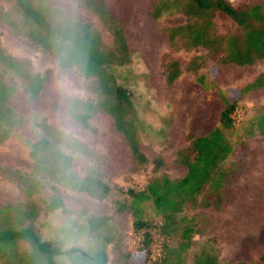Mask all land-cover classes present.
<instances>
[{
  "label": "rangeland",
  "instance_id": "374dc122",
  "mask_svg": "<svg viewBox=\"0 0 264 264\" xmlns=\"http://www.w3.org/2000/svg\"><path fill=\"white\" fill-rule=\"evenodd\" d=\"M29 1L33 7L44 10L48 19L54 24H64L66 27L69 25L68 23L77 22L88 26H97L103 37L102 49H118L113 42H110V37L113 38V33L120 27L102 13L98 0L90 1L93 12L98 14L95 15L96 18L83 10L80 12L76 5L65 0H50L48 2L51 5L59 4L58 7H53L59 12L54 9L48 10L46 0ZM226 1L233 7L258 4L264 14V0ZM77 5L79 4L77 3ZM61 10L75 17H63ZM99 12L102 14L99 15ZM64 18L68 23L64 21ZM100 18L104 21V26L111 32V36L110 32L98 21ZM150 18H152L150 25L156 22L162 34L160 39L164 41L168 28L183 26L190 21L201 23L204 18L210 20L211 29H215L218 34L228 35L236 32V25L229 17L212 11L198 15L194 12V6L190 0H158L157 6L150 12ZM22 20L23 18L12 0H0V46L5 52L12 55L29 58L33 71L40 72L45 68L51 69L44 93L56 97L59 102L73 97L91 101L99 99L95 90V80L81 77L76 69L72 73L75 93L70 97L61 93L57 87L58 70L70 68H58L56 60L48 52L42 50L39 45L31 43L26 36L21 34L24 30ZM127 26L129 25L127 24ZM131 34L134 38L132 42L137 43L135 38L138 33L132 32ZM186 36L185 32L179 35L181 38ZM165 43V50L158 54L153 63H141L139 58L134 56L133 51L128 50L125 53L123 65L110 64L107 67V71L113 76L115 83L127 92V99L135 116L134 123L123 122L122 119H119L114 126L108 114L98 111L89 120L94 129L92 132L67 115L63 104L58 108L49 107L51 99L47 105L45 104L46 99L35 103V110L40 113V116L50 127L61 131L64 120L70 119L76 129L73 139L83 144V149L77 150L80 161L75 163V167L78 170H83L81 161H84L88 169L93 170L107 184L109 191L103 198L96 199L85 192L66 189L54 180L44 178L40 180L41 188L38 193L33 194L30 198L24 197L12 178L14 175H10V173H13L14 170L22 173L23 170L29 168L30 163L22 153L23 149L29 147V140L24 134L12 133L3 122H0V205L24 206L29 203L35 205L39 208V215L33 220L32 228L38 233L40 232L41 238L62 241L65 246L77 245L80 243L82 234L86 231L84 229L86 227L83 228V225L88 220L89 226H92L88 227L87 231L93 230V233L97 234L94 237L99 241H102L104 237H109L112 233L108 219L104 216L91 215L90 206L102 212H109L112 209L113 213L125 216L122 217V222L126 224L128 223L126 213H130L127 190L140 189L151 177L161 174L173 179L178 178L176 176H180L182 171L177 166L175 151L188 147L190 141L186 128L188 117L183 110V105L179 102L178 84L180 78L187 80L194 74L207 73L208 68L215 67L217 74L214 81L212 80L213 84H210V88L222 89L241 86L247 82V79L264 70V57L250 65L222 64L220 63L221 51H212L201 47L184 50L183 40L180 39L176 41L175 48L168 46L167 39ZM118 61H120V57L115 55L112 63ZM175 66L180 68L179 78L169 82L165 78V70L172 71ZM0 75L11 82L19 92H25L24 83L6 71L2 65H0ZM22 94H18L16 105H18V110L25 114L32 104H29ZM258 96L259 99L263 98L262 102L258 101ZM247 97L237 103V106L242 105L244 108L243 123L222 129V133L228 140L236 141L235 146L239 150L241 149L243 156L240 160H236L235 157L232 159L229 156L222 163L221 169L225 182L219 194L215 196L216 193L207 188L199 193L194 203H185L178 214V218L184 217L179 225L186 224L189 230L190 242L188 246L178 249L176 238L165 237L159 228L161 220L159 217H153V213L148 207H145L139 215L138 219L143 221L145 226L135 232L132 229L129 235L132 244L135 245L134 237L137 234L142 236L140 243L144 241V230L148 227L155 229H152L154 232L151 235L149 254L155 253L158 246L157 240L160 236L168 239L159 246L161 258L159 260L149 258L145 264H167L164 261L165 258L172 261L173 264H195V259L200 251H206L214 259V264H242L239 259L235 258L241 238L245 235H257L264 224V152L262 149L264 148V139L251 138L246 136L245 132L243 133L250 118L264 106V91L252 92ZM113 108L117 113V107L113 106ZM37 122L34 119H29L33 130L41 135ZM124 137L137 143L146 157V162L143 165H135ZM9 143L13 145L8 147ZM57 145L62 147L65 152L69 151L75 154L73 145L66 146L65 142L61 141ZM156 159L161 161V165L157 169L153 168V161ZM54 196L62 200V206L52 211H45V202ZM143 204L147 205L146 202ZM66 215L67 227L63 234L61 232L63 236L59 238L58 232L50 231L49 228L61 225ZM132 220L131 216V226ZM73 227H76L77 234L66 241L65 236L69 235L70 231L74 232ZM85 252L82 253L86 254ZM75 255L78 253L71 256ZM126 256V252H120L119 264L128 263ZM68 259L70 264L80 262L77 261V258L75 260L66 256L56 257L55 261L57 264H67Z\"/></svg>",
  "mask_w": 264,
  "mask_h": 264
},
{
  "label": "trees",
  "instance_id": "16d2710c",
  "mask_svg": "<svg viewBox=\"0 0 264 264\" xmlns=\"http://www.w3.org/2000/svg\"><path fill=\"white\" fill-rule=\"evenodd\" d=\"M12 2L23 18L24 30L21 34L31 43L39 45L42 50L48 52L56 60L58 68L74 67L81 77L94 79L99 99L91 101L73 97L59 102L56 97L44 93L50 68L40 72L33 71L29 58L12 55L0 46V65L20 79L26 89L25 92H19L11 82L0 75V122H3L12 133L24 134L29 140V147L22 150L24 157L30 163L29 168L22 173L14 170L10 175H14L15 178H12L26 198L40 191V180L44 178L54 180L66 189L82 191L91 197L101 199L109 191L107 184L93 170H89L84 161H81L83 170L75 167V163L80 161L77 150L83 149V144L73 138L65 137L58 129L48 126L40 113L35 110V103L46 99L47 105L51 99L49 107L58 108L63 104L67 115L92 132L94 129L89 120L98 111L108 114L114 126L119 119L134 123L135 116L127 99V92L115 83L113 76L107 71L110 64L125 63L124 56L128 48L122 30L118 28L113 33L112 42L118 49L103 50L98 33L87 24L77 22L70 24L64 18L69 25L66 27L64 24L57 25L48 19L44 10L33 7L29 0H12ZM190 2L198 15L212 11L229 17L236 25V32L228 35L218 34L215 29H211V22L207 18L201 23L190 21L183 26H174L166 30V39L170 48H175L176 41L180 39L183 40L184 50L201 47L221 51L222 64L249 65L264 57V14L258 4L233 7L226 0H190ZM46 5L48 10L54 9ZM102 13L99 12V15ZM182 32L187 36L179 37ZM65 42L71 43V50L66 56H61L63 51L61 45ZM115 55L120 57V61L112 63ZM177 73L178 66L173 67L172 71L165 70L166 80L171 81ZM262 83H264V72L241 88L224 92L213 91L207 103L210 107L209 112L213 111L217 115L216 123H204L202 120L198 122L197 118H205L202 110L191 112L187 109L191 118L188 131L189 146L175 151L176 163L185 166L186 173L176 179L164 174L153 176L142 188L126 191L134 232L145 226L138 217L144 208L148 207L153 217H159L161 220L159 228L165 237L176 238L178 249L188 246L189 230L186 224L179 225L184 217L178 218V214L185 203L191 204L196 201L204 184L216 193L215 196L219 194L225 182L222 163L229 156L232 159L235 157L236 160H240L243 156L241 149L234 148L236 141L228 140L222 129H228L233 125L229 116L237 106L236 98ZM18 94H22L29 104H32L25 114L19 111L16 105ZM113 106L117 107V113ZM29 119L38 121L37 126L41 135L33 130ZM254 121L255 117L250 119L243 133L245 132L248 137L256 133L264 135V114L259 117L258 123ZM124 138L135 165H143L146 157L137 143L129 141L130 136ZM60 141L65 142L66 146L73 145L75 154L60 148L57 145ZM7 145L9 147L13 144ZM160 165L159 159L153 161V168L157 169ZM144 202L147 205H144ZM44 205L45 211H52L62 206V200L54 196ZM38 215L39 208L31 203L24 206L0 205V264H57L56 256L77 250L75 247L62 249L57 243L41 238L32 228L33 220ZM152 229L154 227L145 228L144 241L132 253L134 263L145 264L149 259V244L155 230ZM235 258L242 264H264V224L257 235H245L241 238ZM164 261L173 264L167 258ZM195 264H214V259L206 251H200Z\"/></svg>",
  "mask_w": 264,
  "mask_h": 264
},
{
  "label": "crops",
  "instance_id": "0c3cea01",
  "mask_svg": "<svg viewBox=\"0 0 264 264\" xmlns=\"http://www.w3.org/2000/svg\"><path fill=\"white\" fill-rule=\"evenodd\" d=\"M46 1L47 4L51 7L59 6V4L58 5L49 4L48 2L50 0H46ZM65 1L76 5L80 10V12H82L83 10L89 13L90 15L93 16L98 15L93 12L92 2H90L91 0H65ZM98 2L104 14L108 16V18L112 22L119 25V27L122 30L126 47L128 48V50L133 51L134 56L138 57L141 63H153L154 59L158 57V54H161L165 50L166 39L165 41L160 39L162 34L160 33V30L156 25V22L152 23L153 25H150V22L152 20V18H150V12L157 5V0H98ZM77 3L79 5H77ZM61 13L64 14L65 16L75 17L73 15L68 14L66 11L61 10ZM98 21L108 32H110L104 26V22L102 20L101 21L98 20ZM127 24L129 26H127ZM90 27L93 28L98 33L100 40L103 42L102 40L103 37L100 29L97 26H93V25L92 26L90 25ZM132 32L138 33L137 37L135 38L137 39V43L132 42L134 41L133 40L134 38H132L131 36ZM109 35L111 36V32L109 33ZM148 38L151 40H149ZM110 42H112V36L110 37ZM262 72H264V70L256 74L254 77L247 79V82H244V84H242L241 86L227 87L222 89L215 87L210 88V84H213L212 80L214 81L215 76L217 74V68L215 67L208 68L207 73L202 72V73L194 74L191 78L187 80L180 78L178 84L179 102L183 105V110L186 116L188 117L186 121L187 132L189 131V123L191 121V118L187 113V109H189L191 112L200 109L202 110L203 114H205V118L203 119L197 118L198 122L202 120V122L204 123H216L217 115L213 111L209 112L210 107L209 104L207 103L208 99L210 98V94L215 90L224 92L229 89L241 88L244 85L251 83ZM179 75H180V68L178 66V73L176 77L169 82L177 80L179 78ZM200 75L202 76L199 77ZM263 88H264V83L256 86L255 88H251L241 93L236 98V102L239 103L242 98L247 97V95L252 92L255 91L258 92L261 90L263 92L264 91ZM259 98L260 97L258 96V101L262 102L263 98L262 99ZM237 107H241L244 111L242 105H238L236 106V108ZM262 114H264V106H262L261 109L258 110L250 119L252 120V118L255 117L254 123H258L259 117ZM244 118H245V113L243 114V118L240 121V123H243ZM249 122L250 120L248 121V123ZM251 138H261L262 140L264 139V135L256 133L252 135ZM234 148L238 149V147L235 145ZM262 149L264 152V148ZM177 166L180 168V171H182V174L180 176H176L179 178L186 173V167L180 164H178ZM223 187L221 188V190L223 189ZM207 188L208 185L204 184L200 189V192L205 191ZM90 214L106 217L108 219L107 221L111 224V229H112L111 235L109 237H104L102 241H99V239L94 237L97 236V234L93 233V230L87 231V228L92 226V225L89 226V222H88L89 220H88L86 224L83 225V228L86 227L84 228L86 229V231H84V234H82L79 244L65 246L62 244L63 243L62 241L52 240L53 242L57 243L62 249H67L69 247H75L77 249L73 252H69L68 254H62L60 256L74 258L75 260L77 258V261H80L78 264H119L118 257L120 252H126L127 254L126 262L128 261V263H123V264H143V263L133 262L134 258L132 256V253L139 244L136 245L135 242H134L135 245L132 244V239L129 236L132 231L130 213L129 214L126 213L128 218V223L126 224L122 222V217L124 215H120L119 213L116 212L113 213L112 209L109 212H102L99 210H95L93 206H90ZM66 217L67 215L64 216L63 218L64 221L61 225L49 228L50 231L58 232L59 238L63 236L61 235V232L63 234L65 227H67L66 225L67 219H65ZM75 228L73 227L72 229L74 232L70 231L69 235L65 236L66 241H68V239L71 236L77 234ZM99 245L100 247H98ZM95 246L97 247L96 249L93 248ZM80 251L82 252L87 251V252H85L86 254H84ZM75 253H78V255L72 257L71 255ZM66 263L70 264L69 259L68 261H66Z\"/></svg>",
  "mask_w": 264,
  "mask_h": 264
},
{
  "label": "clouds",
  "instance_id": "9594fccd",
  "mask_svg": "<svg viewBox=\"0 0 264 264\" xmlns=\"http://www.w3.org/2000/svg\"><path fill=\"white\" fill-rule=\"evenodd\" d=\"M61 47L63 49L61 56H66L71 50V43L65 42L61 45ZM73 71H75L74 67L68 70H58L57 73V87L62 94L69 97L75 93V89L73 87ZM61 131L67 138H74L76 135V129L73 127L69 118L64 120Z\"/></svg>",
  "mask_w": 264,
  "mask_h": 264
},
{
  "label": "built area",
  "instance_id": "2783aa9c",
  "mask_svg": "<svg viewBox=\"0 0 264 264\" xmlns=\"http://www.w3.org/2000/svg\"><path fill=\"white\" fill-rule=\"evenodd\" d=\"M243 114H244V111L241 107L235 108L229 116L231 123L234 126L238 125L243 118ZM141 240H142L141 234H137L134 238V242L136 243V245L140 244ZM167 240H168L167 238H163L162 236L158 238L157 240L158 246L155 250V253L151 252L149 256L151 260H159L161 258V251L159 250V246L161 243H163L164 241L166 242Z\"/></svg>",
  "mask_w": 264,
  "mask_h": 264
}]
</instances>
